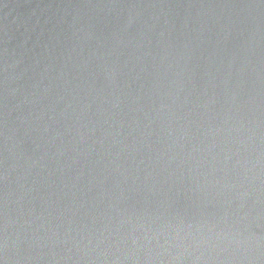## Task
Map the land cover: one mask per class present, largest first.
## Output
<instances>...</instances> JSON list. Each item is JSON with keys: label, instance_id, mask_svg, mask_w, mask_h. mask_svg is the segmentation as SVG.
<instances>
[{"label": "water", "instance_id": "95a60500", "mask_svg": "<svg viewBox=\"0 0 264 264\" xmlns=\"http://www.w3.org/2000/svg\"><path fill=\"white\" fill-rule=\"evenodd\" d=\"M0 264H264V0H0Z\"/></svg>", "mask_w": 264, "mask_h": 264}]
</instances>
